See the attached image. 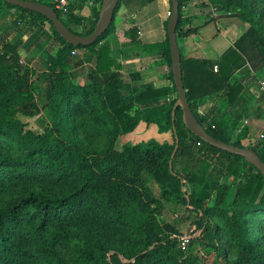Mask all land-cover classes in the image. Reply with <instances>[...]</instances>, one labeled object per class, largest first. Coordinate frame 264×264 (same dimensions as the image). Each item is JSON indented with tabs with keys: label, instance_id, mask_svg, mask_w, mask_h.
<instances>
[{
	"label": "trees",
	"instance_id": "1",
	"mask_svg": "<svg viewBox=\"0 0 264 264\" xmlns=\"http://www.w3.org/2000/svg\"><path fill=\"white\" fill-rule=\"evenodd\" d=\"M23 1L55 9L50 0ZM90 1H73L65 15L55 9L66 27L81 37L93 33L77 30L85 25L80 13ZM191 1L179 0L177 37L182 32L184 8ZM228 1L238 5L252 26L220 60V86L216 90H228L217 104L221 116L216 112L203 116L195 105L206 91L198 80L189 78L188 65L201 73H207V65L182 57V71L188 102L206 132L220 142L244 149L249 148L244 143L248 129L234 140L238 122L224 113L236 92L227 85L233 73L248 64L253 70L264 68V36L251 7L241 0ZM103 2L93 0L95 5ZM5 9L20 14L11 16ZM6 17L10 19L0 33V264H203L191 256H175L181 233L163 216L158 200L142 180L144 172L153 177L165 196L181 199L180 207L193 220L191 243L213 254L214 264H264V234L259 237L253 233L254 226H260L264 233V176L243 158L195 137L185 127L180 107L173 120L176 99L165 104L160 115L143 114L141 106L167 91L133 89L121 77L122 68L111 59L109 45H101L111 34L115 18L97 43L75 47L67 44L46 17L0 0V18ZM98 20L99 14L96 24ZM168 22L166 42L146 45L143 50L158 51L174 81ZM43 24L50 26L59 50L48 69L38 72L23 63L16 42L9 38L16 25L26 34ZM74 51L94 63L84 84L74 82L75 63L81 61ZM34 78L37 80L31 82ZM25 81L28 84L21 88ZM49 83L52 92L48 96ZM37 97L46 99L52 119L51 127L41 134L28 130L20 118ZM97 106L115 125L116 137L123 136L121 150L111 148L100 154L80 137L79 129L87 125L86 121L105 123L104 118L96 117ZM84 134L94 144V137L88 131ZM145 137L151 142L146 143ZM250 148L264 162V141L260 148ZM203 156H212L225 168L226 176L234 178L233 195L226 208L222 207L224 192L211 203L200 191H188ZM72 240L79 247L70 248L71 260L60 258L56 250L69 249ZM230 252L236 253V258H231Z\"/></svg>",
	"mask_w": 264,
	"mask_h": 264
},
{
	"label": "crops",
	"instance_id": "2",
	"mask_svg": "<svg viewBox=\"0 0 264 264\" xmlns=\"http://www.w3.org/2000/svg\"><path fill=\"white\" fill-rule=\"evenodd\" d=\"M203 3L201 0H193L186 4L178 45L182 57L188 62L200 61L207 65V73H201L190 65L187 70L189 78L198 80L206 91V95L195 102L198 112L203 116H211L214 112L221 116L217 104L228 90H216V87L220 86L217 78L220 60L234 48L247 31L245 32L244 25L236 18L224 16L214 20L212 14L208 16L209 7ZM101 8L102 4L95 5L93 0L87 4L85 10L80 13L85 19L82 28L89 29L96 25L97 14L100 15ZM4 12L11 16L19 14L16 10L5 9ZM170 14L169 0H123L116 13L111 34L101 43L109 45L111 59L122 68L119 74L133 89L137 87L148 92L167 91L161 98L140 107L148 117L153 114L160 115L165 104L178 100L174 81L170 78V67L162 62L158 51L148 53L143 50L146 45L166 42L165 22L170 18ZM79 29L80 27L77 28L78 31ZM34 31L29 32L28 38L22 40L17 48L23 63L36 70H47L49 63L55 60L59 45L50 29L42 30L40 27L36 30L38 33ZM84 65L93 68L94 63ZM263 79L264 68L253 70L248 64L233 73L227 85L228 89H236L231 98L232 102L230 101L224 111L238 122L233 139L235 140L245 128L248 129V138L244 143L249 148L255 146L264 135V93L259 90ZM148 140L150 138L145 139ZM212 158L201 157L192 175L196 183L204 181L201 196L206 201V196L214 194L221 181L226 180L230 186L234 183V178H228L225 168L217 165ZM170 190L172 191V187Z\"/></svg>",
	"mask_w": 264,
	"mask_h": 264
},
{
	"label": "rangeland",
	"instance_id": "3",
	"mask_svg": "<svg viewBox=\"0 0 264 264\" xmlns=\"http://www.w3.org/2000/svg\"><path fill=\"white\" fill-rule=\"evenodd\" d=\"M202 1L204 2L203 4L209 7L208 12L210 13L208 16L212 14L214 20L223 18L224 16L229 18H236L237 20H239V22H241L242 25H244L245 32L251 28L252 22L243 17L244 16L243 11L241 9L240 10L238 9L237 4H232L228 0H201V2ZM241 1H243V3L247 4L249 7H251L253 12L255 13L258 29L260 30L261 34L264 36V0H241ZM9 19L10 18L7 19V17L6 19L0 18V33L2 32V25L4 26ZM95 27L96 25H92L91 28L89 29H87V27L86 28L80 27L79 31L88 33L92 30L94 31ZM41 28L42 30L43 28H46L47 30V28L50 29V26L43 24ZM22 29L23 27H21V25H16L15 32L10 34L9 39L12 40V42H16L17 45H19L22 40H26V38H28L29 33L26 34L23 33L21 31ZM34 33H38V32L35 30ZM77 56L81 57V61L83 63H81V61H79V63H75V68L73 71L74 82L76 84H84L88 79L87 78L88 73L92 70V67L84 65V63L88 64L87 62L88 59H86L82 53L78 52ZM37 71L42 72L43 70L41 69ZM36 80L37 78H34L31 82H34ZM27 84L28 82L26 81L23 82L21 88H24ZM46 88H47L46 94L49 96L50 93L52 92L51 91L52 84L50 83L47 84ZM46 104H47L46 99L37 97L35 102L26 108V112H27L26 115L23 114L20 116L21 120L28 124V130L35 131L41 134L51 127L52 119ZM96 108L98 110V112L96 113V117L104 118L105 123L98 124L92 119L86 121L87 125L83 124V126L80 127L79 129V132L81 134L80 137L86 140L87 145L92 149V151L94 152L96 151L97 153L100 154H104L105 152L109 151V149L111 148L121 150L120 144L123 139V136L116 137L115 134L116 127L108 118L104 109H102V107L100 106H97ZM85 131H88L94 137L93 140L94 144L91 143L90 140H87L88 135L84 134ZM149 141L150 140L146 141V143H148ZM142 180L149 188L153 198L158 200L163 216L166 219H168V222L172 223L181 233L180 247L175 252V256H180V255L191 256L194 259L200 260L203 264H214L213 254H208V252L200 245L191 243V236L193 233V224H192L193 220L191 215L186 211V209L184 208L182 209L180 207L181 199L178 200L174 196H168V195L165 196V193L163 192L162 188L159 185H157L153 177L147 172H144L142 174ZM203 185H204V181L197 183L194 182V185L190 187L189 192L190 193H192L193 191L196 193H199V191L202 192ZM231 188L232 187L229 185V183L227 184L226 180H223L221 181L219 187L215 189V193L212 195L210 194L206 197H208V201L212 203L214 199H216L224 192V194L221 195L225 199V201L222 202V207L226 208L230 203V200L233 195V191H230ZM172 190L174 191L175 189L172 188ZM249 220L252 222L253 218L249 217ZM253 233L254 235L259 237H262L264 234L260 226H254ZM186 240H188V244L186 245V247H183V242ZM68 246L69 249L68 248L64 249L59 247L56 250L60 258L65 260H71L70 248L79 247V243L75 240H72L69 242ZM261 250L264 251V247H262ZM236 256H237L236 253L230 252L231 258H236Z\"/></svg>",
	"mask_w": 264,
	"mask_h": 264
},
{
	"label": "water",
	"instance_id": "4",
	"mask_svg": "<svg viewBox=\"0 0 264 264\" xmlns=\"http://www.w3.org/2000/svg\"><path fill=\"white\" fill-rule=\"evenodd\" d=\"M2 1L14 7L46 17L52 22L58 34L67 42V44L73 45L75 47H89L97 43L112 26L117 8L121 3V0H104L100 11L99 20L93 33L87 37H81L74 34L69 28L66 27V25L60 20L55 9L52 7L32 1ZM171 2V15L168 22V37L172 59L171 69L174 76V84L178 93V100L173 110V120H175L176 110L180 107L183 111L184 125L187 130H189L195 137L199 138L202 142L211 147L243 158L249 164L257 168V170L264 176V162L261 160L257 152L251 148L240 149L216 140L206 132L191 109L183 79L182 54L179 49L177 37V28L180 23V5L179 0H171Z\"/></svg>",
	"mask_w": 264,
	"mask_h": 264
},
{
	"label": "built area",
	"instance_id": "5",
	"mask_svg": "<svg viewBox=\"0 0 264 264\" xmlns=\"http://www.w3.org/2000/svg\"><path fill=\"white\" fill-rule=\"evenodd\" d=\"M52 4L55 6V9L62 13L63 15L67 14L69 11V8L73 2V0H50ZM78 52L74 51L73 55H77ZM260 90L264 93V81L260 83ZM264 141V135H262L259 139V141L255 144L256 147L260 148L262 146V142ZM198 147H203L202 143H198ZM188 244V240L183 242V247H186Z\"/></svg>",
	"mask_w": 264,
	"mask_h": 264
},
{
	"label": "bare ground",
	"instance_id": "6",
	"mask_svg": "<svg viewBox=\"0 0 264 264\" xmlns=\"http://www.w3.org/2000/svg\"><path fill=\"white\" fill-rule=\"evenodd\" d=\"M171 15V14H170Z\"/></svg>",
	"mask_w": 264,
	"mask_h": 264
}]
</instances>
